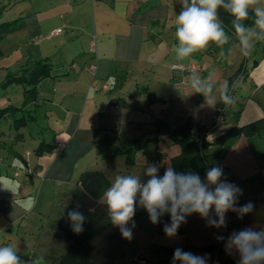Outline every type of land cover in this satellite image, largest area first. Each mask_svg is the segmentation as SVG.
<instances>
[{
    "label": "crops",
    "instance_id": "crops-1",
    "mask_svg": "<svg viewBox=\"0 0 264 264\" xmlns=\"http://www.w3.org/2000/svg\"><path fill=\"white\" fill-rule=\"evenodd\" d=\"M181 9V0H0V108H16L0 119V246H15L26 264H172L176 248L206 257L207 264H237L239 254L225 249L228 236L264 229V42L244 57L234 29L222 21L229 44H212L181 62L197 63L204 75L215 70L230 86L243 77L234 105L210 107L172 77H181L171 69L178 62L172 48ZM41 58L51 63L50 75L24 104L28 85L3 81ZM158 120L188 124L187 139L213 123L207 141L236 126L238 133L203 149L201 179L222 162L221 179L242 189L236 207L251 202L253 211L242 218L228 211L222 228L193 213L169 238L163 228L170 215L152 224L137 204L132 239L123 238L100 197L117 174L146 180L148 165H157L160 176L172 166L181 147ZM126 139L130 163L123 153L103 150ZM40 141L52 147L36 154ZM77 207L86 218L79 234L67 218ZM142 249L146 262L139 263L134 257Z\"/></svg>",
    "mask_w": 264,
    "mask_h": 264
},
{
    "label": "clouds",
    "instance_id": "clouds-1",
    "mask_svg": "<svg viewBox=\"0 0 264 264\" xmlns=\"http://www.w3.org/2000/svg\"><path fill=\"white\" fill-rule=\"evenodd\" d=\"M181 3L182 9L175 15V43L172 48L178 62L207 50L212 44L221 49L229 44L231 38L220 19V9L232 17L231 27L238 41L236 47L242 56H250L257 43L264 42V0H181ZM250 13L252 24L246 25ZM242 79L237 78L230 86L227 80H220L215 70L206 75L191 72L187 78L191 94L202 95L210 107L217 103L234 105L236 97L232 93L241 86ZM158 172V166L151 164L144 170L146 180L140 175L117 174L103 191L100 199L106 206L111 224L119 228L123 238L132 239L137 204L146 210L152 224L159 223L164 214L170 215V224L163 228L169 238L177 235L180 225L193 213L199 214L209 226L222 228L226 227L228 211L237 213L238 218L253 211L251 202L236 207L242 189L226 179L222 180L224 173L219 166L206 171V180L198 174L177 172L171 166L162 176ZM78 207L67 213L71 229L77 234L83 232L86 219ZM213 209L214 215H211ZM218 239L225 238L220 236ZM225 249L229 254L233 250L239 254L237 264H264V229L257 231L249 227L232 232L225 242ZM0 264L26 262L18 255L15 246L6 245L0 246ZM33 264L46 262L37 259ZM172 264H207V260L204 256L176 248Z\"/></svg>",
    "mask_w": 264,
    "mask_h": 264
},
{
    "label": "trees",
    "instance_id": "trees-1",
    "mask_svg": "<svg viewBox=\"0 0 264 264\" xmlns=\"http://www.w3.org/2000/svg\"><path fill=\"white\" fill-rule=\"evenodd\" d=\"M221 19L224 23L231 25L232 17L229 13H227L224 9L219 10ZM8 22H2L1 25L6 24ZM246 25L252 24V14L250 13L249 20L245 22ZM14 26L11 27V29ZM0 49V55H1ZM51 63L47 58H41L37 60L31 67L24 68L20 72L8 73L6 75L5 80L2 85H6L10 82H22L28 85V88L25 91V99L24 104L28 101L32 100L37 92L38 82L50 75ZM15 110V107H3L0 108V119L9 111ZM18 109V108H17ZM18 127L24 125V118H19L16 120ZM158 124V128L164 131L173 142L178 143L181 147V153L174 159L173 167L177 172L180 173H194L198 174L200 177L203 175V162L201 161V156L203 149L213 141H207L205 138L206 132L213 125L209 124L208 126L202 125L199 127V135L191 137L187 139L189 134L188 124H182L178 127H172L162 120L156 121ZM52 146L45 143L44 141H40L35 148V153L40 154L44 150H49ZM110 155H115L118 153H123L126 155V161L128 163L133 161V149L131 146V140L126 139L120 142L117 145L106 144L103 147ZM165 171V170H164ZM162 172L161 176L163 175Z\"/></svg>",
    "mask_w": 264,
    "mask_h": 264
},
{
    "label": "built area",
    "instance_id": "built-area-1",
    "mask_svg": "<svg viewBox=\"0 0 264 264\" xmlns=\"http://www.w3.org/2000/svg\"><path fill=\"white\" fill-rule=\"evenodd\" d=\"M60 30H61L60 28H56L54 31H52L49 34H47V36H51V35H53L55 33H58V32H60ZM88 48H89V51L94 52V49H95L94 39L89 42ZM96 68H97L96 61H93L89 65V69H90L91 72H93V71L96 70ZM171 69L174 70V71L178 70V71L181 72V77L180 78L177 77V74L172 75L173 79H176V82L181 84V85L188 84L187 78H188V76H189V74L191 72H200V70H201L200 66L197 63H195V62H192V63L187 64V65L183 64L181 62H174V63L171 64ZM216 166H219V167H221L224 170V165L222 164V162H218L216 164ZM143 252H144V250L142 249L141 250V254L134 257V260L136 262H139V263L146 262V258L144 256ZM215 253H216V251H215Z\"/></svg>",
    "mask_w": 264,
    "mask_h": 264
},
{
    "label": "water",
    "instance_id": "water-1",
    "mask_svg": "<svg viewBox=\"0 0 264 264\" xmlns=\"http://www.w3.org/2000/svg\"><path fill=\"white\" fill-rule=\"evenodd\" d=\"M236 133H238V128L236 126H232L229 129H227L225 132H223V133L219 134L218 136H216L214 138L213 142L215 144L219 145V144L223 143L226 140V138H228V137H230V136H232V135H234ZM204 249L208 251V250H210V247H207V248H204ZM44 261L46 262V264H48V262L46 260H44Z\"/></svg>",
    "mask_w": 264,
    "mask_h": 264
},
{
    "label": "rangeland",
    "instance_id": "rangeland-1",
    "mask_svg": "<svg viewBox=\"0 0 264 264\" xmlns=\"http://www.w3.org/2000/svg\"><path fill=\"white\" fill-rule=\"evenodd\" d=\"M4 121V120H3ZM23 169H27L25 166H22Z\"/></svg>",
    "mask_w": 264,
    "mask_h": 264
}]
</instances>
